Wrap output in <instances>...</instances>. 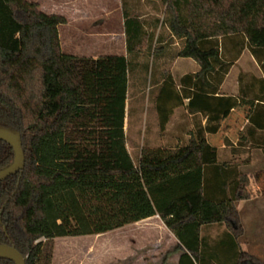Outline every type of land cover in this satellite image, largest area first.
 I'll return each mask as SVG.
<instances>
[{"label":"trees","instance_id":"obj_1","mask_svg":"<svg viewBox=\"0 0 264 264\" xmlns=\"http://www.w3.org/2000/svg\"><path fill=\"white\" fill-rule=\"evenodd\" d=\"M166 24L182 40L177 55L199 67L177 83L166 73L154 107L162 131L174 107L206 116L176 148L141 147L137 163L124 132L129 59L155 49L152 37L122 0L127 56H76L61 50L59 14L27 0H0V125L21 133L24 168L0 181V243L13 246L25 264H41L46 242L102 234L155 214L199 193L197 209L167 227L178 240V264H264L241 250L235 206L252 194L249 179L218 162L205 139L215 133L235 96L216 95L240 53L247 49L263 76L238 75V94L264 104V0H166ZM250 121L264 109L257 108ZM258 128L264 124L256 123ZM264 151V148H263ZM14 158L0 140V170ZM224 223L231 249L209 251L200 228ZM0 264H14L0 258Z\"/></svg>","mask_w":264,"mask_h":264},{"label":"crops","instance_id":"obj_2","mask_svg":"<svg viewBox=\"0 0 264 264\" xmlns=\"http://www.w3.org/2000/svg\"><path fill=\"white\" fill-rule=\"evenodd\" d=\"M27 1L36 3L38 8L46 14L64 16L67 19V24L62 25L70 24L69 14L84 15L79 20L86 23L88 15L111 14L113 16L117 12L120 22L122 11V0H100L94 5L90 4V0ZM91 8L94 10H90ZM100 21L97 18L93 19L92 22L96 24ZM123 22L124 18L121 25H123ZM120 55L127 56L125 48ZM183 59L191 60V68L178 75V90H180V78L183 75L193 74L199 70L198 65L191 58ZM163 61L164 57L161 53L157 62H152V93L148 102L142 100V94L144 93L142 78L144 73L142 75L141 70H139L140 65H137L139 61L133 69L135 73L134 81L131 82L130 79L132 72L128 76L124 119L125 141H127V135H130L132 140L134 138L133 141H136L139 135V141L149 143L146 147L162 148V145L165 148H168V146L175 148L174 145L179 142V146L184 145L191 133L197 127L204 126L206 123V116L199 111L189 112L186 108V100H184L183 104L173 108L165 128L162 131L159 129L154 98L157 87L163 80V76L159 75L163 71H160V73L157 71L163 69ZM154 68L155 70H153ZM241 72L251 73L258 78L263 76L261 68L247 49H244L230 66L216 93V95L235 96L237 103L233 108L222 113L217 132L205 133V139L211 146L216 148L218 162L230 163L236 167L239 173L246 175L249 179V188L252 194L247 199L235 202L243 227V233L238 237L237 242L241 250L254 255V249L264 248V128L256 126V123L264 124V113H259L253 122L250 121L258 102L254 98L238 94L237 78ZM130 89L134 93L132 95L133 102L129 106L127 99ZM146 106L149 110L147 113L144 112ZM257 108L259 110L264 109V104L259 102ZM153 141L159 144L150 145V142ZM127 150L134 162L130 150ZM199 196V193L192 195L186 201L180 202L162 215L155 214L105 233L122 232L123 235L120 237V241L122 246L127 243L129 250L127 259L131 262L130 264H178L181 254V251L176 249L178 240L167 225L177 217L197 209ZM226 230L224 223L202 226L200 237L203 238L204 247L208 248L209 251L213 249L214 252L221 253L225 249L226 251L231 249V246H233L231 241L224 237Z\"/></svg>","mask_w":264,"mask_h":264},{"label":"rangeland","instance_id":"obj_3","mask_svg":"<svg viewBox=\"0 0 264 264\" xmlns=\"http://www.w3.org/2000/svg\"><path fill=\"white\" fill-rule=\"evenodd\" d=\"M100 0H90V4H97ZM125 9L131 16H136L144 25L148 35L152 37L151 44L156 50L152 54V49L144 51L143 54L136 57L129 56L132 61H139V70H141L144 83L142 85V100L148 102L151 96V69L152 62H157L160 54L163 53V71L162 75L169 73L177 83V77L183 71L190 70L191 60L183 59L177 55L182 47V40L175 38L166 24V0H124ZM94 8V7H93ZM91 8L90 10H94ZM70 24L59 25L58 34L61 50L65 53L76 56L99 57L103 55H120L125 48L124 27L122 24L123 9L120 14L109 15H88L86 23L79 20L84 15H68ZM100 19L99 23H93V19ZM82 19V18H80ZM67 24V19H66ZM134 69V67H133ZM132 69L130 76L131 82L135 79V73ZM155 70V68L153 69ZM134 73V75H132ZM133 86V85H132ZM133 89V88H132ZM130 89L128 95L129 106L133 102L132 95L134 91ZM147 113L149 110L144 109ZM138 135V133H137ZM133 141L130 135H127L126 147L130 150L134 162L141 147H146L149 143ZM159 144L156 141L150 142V145ZM175 144V143H174ZM180 145V142L174 147ZM165 148V146H162ZM173 149V146H168ZM122 232L102 233L84 236H66L58 237L45 243L43 248V258L41 264H130L127 259L129 254L127 243L122 246L120 237ZM123 247V248H121ZM124 249V250H123ZM123 250V251H122ZM253 256L260 258L264 262V248L254 249ZM122 251V252H121Z\"/></svg>","mask_w":264,"mask_h":264},{"label":"water","instance_id":"obj_4","mask_svg":"<svg viewBox=\"0 0 264 264\" xmlns=\"http://www.w3.org/2000/svg\"><path fill=\"white\" fill-rule=\"evenodd\" d=\"M0 140L8 143L14 152L12 163L0 170V181L8 176L22 171L24 168V152L22 149L21 133L14 128L0 125ZM0 258L11 260L14 264H25V258L13 246L0 243Z\"/></svg>","mask_w":264,"mask_h":264}]
</instances>
